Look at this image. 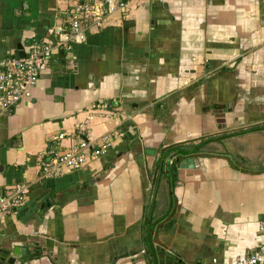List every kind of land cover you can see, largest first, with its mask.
<instances>
[{
	"label": "crops",
	"instance_id": "crops-1",
	"mask_svg": "<svg viewBox=\"0 0 264 264\" xmlns=\"http://www.w3.org/2000/svg\"><path fill=\"white\" fill-rule=\"evenodd\" d=\"M66 6L0 0V61L58 31ZM97 103L114 116L76 130ZM104 133L105 154L40 177ZM201 142L172 176L163 153ZM20 184L0 247L25 248L23 264H227L264 244V0H139L56 51L31 99L0 114V194Z\"/></svg>",
	"mask_w": 264,
	"mask_h": 264
},
{
	"label": "built area",
	"instance_id": "built-area-1",
	"mask_svg": "<svg viewBox=\"0 0 264 264\" xmlns=\"http://www.w3.org/2000/svg\"><path fill=\"white\" fill-rule=\"evenodd\" d=\"M139 0H62L67 2L63 24L48 29L39 40L31 39L20 44L22 57L15 55L0 61V114L11 112L13 108L31 99V92L39 77L47 71L50 58L56 51H63L85 40L87 31H97L102 27L108 14L124 12L128 3ZM113 112L105 104L91 107L82 123L75 129L84 132L92 118L111 119ZM62 135L58 136L61 139ZM113 143L110 134L104 133L97 139L80 138L76 145L53 155L48 161L40 162V177H48L61 172H72L82 168L89 160L105 154ZM27 187L24 184L13 186L8 193L0 194V222L24 205ZM258 230L264 233V222ZM227 264H264V244L256 246L247 256L236 258Z\"/></svg>",
	"mask_w": 264,
	"mask_h": 264
},
{
	"label": "water",
	"instance_id": "water-1",
	"mask_svg": "<svg viewBox=\"0 0 264 264\" xmlns=\"http://www.w3.org/2000/svg\"><path fill=\"white\" fill-rule=\"evenodd\" d=\"M17 57L19 58L22 57L21 52H17ZM183 163H185V161H183ZM186 163L188 164L192 163L193 165L195 164L193 160L191 162H189L188 160L186 161ZM9 251L3 252L4 257H5V254H6V257L8 256L5 264H23L31 260L29 256L26 257L25 248L23 247L14 246ZM155 251H157V248H155ZM1 258H3L2 255H1ZM0 264H2V261H0Z\"/></svg>",
	"mask_w": 264,
	"mask_h": 264
},
{
	"label": "trees",
	"instance_id": "trees-1",
	"mask_svg": "<svg viewBox=\"0 0 264 264\" xmlns=\"http://www.w3.org/2000/svg\"><path fill=\"white\" fill-rule=\"evenodd\" d=\"M62 55H63V52H62L61 56H62ZM58 56L60 57V55H58ZM204 144H205V142H201V143H199V144L196 145V147L193 148V150H191V151H187V150L181 151L179 148H176V147H172L171 149H168L167 151H165V152L163 153V156H165V155H167V154H169V153H172L173 155L176 156V158H175V161H176V162L171 163V165H170V167H169V169H168V171L171 173V175H172V176L175 175V174H174V172H175L174 164L177 163V162L179 161V158H182V157H184V156L187 155V154H192V153H194V152H197V151H198V150H199ZM177 155H178V156H177Z\"/></svg>",
	"mask_w": 264,
	"mask_h": 264
},
{
	"label": "flooded vegetation",
	"instance_id": "flooded-vegetation-1",
	"mask_svg": "<svg viewBox=\"0 0 264 264\" xmlns=\"http://www.w3.org/2000/svg\"><path fill=\"white\" fill-rule=\"evenodd\" d=\"M7 251H9V249H6L4 247H0V261H2V264H5V262L7 260V257H8V256L6 257V254H5V257H4L3 252H7ZM1 255H2L3 258H1Z\"/></svg>",
	"mask_w": 264,
	"mask_h": 264
}]
</instances>
